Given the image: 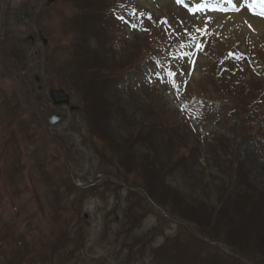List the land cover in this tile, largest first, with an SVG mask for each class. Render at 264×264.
Listing matches in <instances>:
<instances>
[{"label":"rangeland","instance_id":"1","mask_svg":"<svg viewBox=\"0 0 264 264\" xmlns=\"http://www.w3.org/2000/svg\"><path fill=\"white\" fill-rule=\"evenodd\" d=\"M45 2L0 0V264H264L247 198L219 207L264 186V38L174 0Z\"/></svg>","mask_w":264,"mask_h":264},{"label":"bare ground","instance_id":"2","mask_svg":"<svg viewBox=\"0 0 264 264\" xmlns=\"http://www.w3.org/2000/svg\"><path fill=\"white\" fill-rule=\"evenodd\" d=\"M235 1L237 3H240V0H235ZM255 2H256V0H255ZM257 5L260 6L258 3H257ZM232 16H233V18H236L237 20L241 21L238 24L239 26L236 25L239 28V32H238V29L235 32L236 36L243 34V35H248L251 39H255L256 37H258V38L263 37L264 38V20L263 19H259L256 17H249V15L246 16L243 11L238 13V14H234ZM244 16L246 19L243 18ZM238 22H236V23H238ZM224 26H226V25H224ZM231 37H234V36H231ZM240 38L241 37L236 38L237 41ZM193 54H195V53H193Z\"/></svg>","mask_w":264,"mask_h":264},{"label":"water","instance_id":"3","mask_svg":"<svg viewBox=\"0 0 264 264\" xmlns=\"http://www.w3.org/2000/svg\"><path fill=\"white\" fill-rule=\"evenodd\" d=\"M50 1H52V0H50ZM21 16H22L21 18H24L25 17V19H27V17H26L27 16V13H25V14H23ZM51 97L53 98V100L55 101V103L56 102H67V96H65L64 94H62L60 92L51 94ZM57 119H58V116H51L49 120L51 122H54Z\"/></svg>","mask_w":264,"mask_h":264},{"label":"snow or ice","instance_id":"4","mask_svg":"<svg viewBox=\"0 0 264 264\" xmlns=\"http://www.w3.org/2000/svg\"><path fill=\"white\" fill-rule=\"evenodd\" d=\"M178 2H179V0H178ZM256 2L260 5V7L262 9L261 14L264 15V0H256ZM204 7H207V5H204ZM197 10H202V9H197ZM169 75L174 76L175 73L170 72Z\"/></svg>","mask_w":264,"mask_h":264},{"label":"trees","instance_id":"5","mask_svg":"<svg viewBox=\"0 0 264 264\" xmlns=\"http://www.w3.org/2000/svg\"><path fill=\"white\" fill-rule=\"evenodd\" d=\"M238 183H240V184H245V183H243V179L241 178V181L240 182H238ZM244 195V194H243ZM153 199L155 200V201H158V202H160V200L159 199H156V197L154 198L153 197ZM217 201H219V200H217ZM220 202V201H219ZM224 203H229L228 201L226 202V201H223V200H221V205L219 206L220 208H223V204ZM219 203H217V205H218ZM250 215H254L253 213H250Z\"/></svg>","mask_w":264,"mask_h":264}]
</instances>
